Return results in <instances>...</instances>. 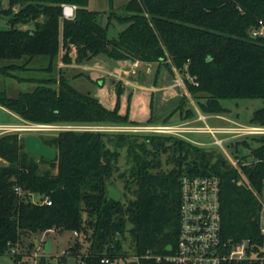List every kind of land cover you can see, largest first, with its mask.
Wrapping results in <instances>:
<instances>
[{
  "label": "trees",
  "instance_id": "1",
  "mask_svg": "<svg viewBox=\"0 0 264 264\" xmlns=\"http://www.w3.org/2000/svg\"><path fill=\"white\" fill-rule=\"evenodd\" d=\"M63 4L75 5L73 19L62 16ZM15 5L19 10L10 16L11 27L0 29V59L26 56L30 61L44 55L49 57L46 70L50 71L61 47V60L72 61L69 52L74 46L76 63L103 56L110 61L164 64L171 73L183 74L188 92L204 114L226 111L220 104L222 98L264 97V33L251 34L260 20L264 26V0H127L121 14L115 9L107 12L106 26L101 19L106 12L90 10L88 0H9V8L0 14L8 15ZM112 21L126 26L108 37L106 30ZM30 24L33 29L27 28ZM87 78L98 87L104 83V79L93 80L89 74ZM70 80L61 71L58 78L37 79L33 90L15 97L0 90V105L37 124H142L130 116L131 91L125 109H120L124 94L121 81L116 82L114 104L109 107L95 91L82 92ZM175 111L181 119L196 115L185 95ZM150 121L151 116L144 123ZM250 124L264 125V107L255 111ZM128 134L61 129L39 136L56 152L54 159H46L28 153L18 131L1 133L0 255L10 253L23 235L56 229L89 235L87 253H80L78 242L69 248L70 256L81 255L84 264H164L140 256L147 250L167 253L166 245H175L179 179L184 174L218 175L223 236L232 241L256 237L261 205L255 192L264 194V134L253 137L256 146L247 139L233 144L235 151L239 145L249 149L250 160L239 158L237 167L221 151H203L172 134H140L144 143L158 147L164 141L171 142L178 152L176 166L168 172H152V163L135 158L133 197L122 192L119 200H113L107 196L106 187L114 184L112 175L120 152L116 148L113 155L110 145L115 135ZM39 160L55 171L39 170ZM239 174L244 175L245 182L238 183ZM32 194L39 195L40 200L33 201ZM44 198L51 203L43 202ZM126 234L133 254L140 257L138 261H116L125 257L117 249L119 237L123 239ZM12 256L15 264L22 261L20 254ZM102 256L110 261L101 262ZM68 257L60 255L57 264H70ZM40 260L48 264L44 255Z\"/></svg>",
  "mask_w": 264,
  "mask_h": 264
},
{
  "label": "rangeland",
  "instance_id": "2",
  "mask_svg": "<svg viewBox=\"0 0 264 264\" xmlns=\"http://www.w3.org/2000/svg\"><path fill=\"white\" fill-rule=\"evenodd\" d=\"M7 8H9V0H0V10ZM18 10L19 6L15 5L8 15L0 14V29L11 27L9 21L10 16ZM122 10V7L115 8L118 14H121ZM103 16L101 19L103 25L106 26L108 18L107 12L104 13ZM125 26L126 23L121 24L116 21L110 22L106 30L107 36H116ZM63 54L64 49L61 47L57 57L51 64L50 71L41 68L47 66L50 62L49 57L44 55L35 56L30 61H27L26 56L18 59H0V90H4L9 96L15 97L20 92L33 90L38 84L37 79L58 78L61 71L65 76L72 78L70 83L76 89L82 92H86L87 90L95 91L98 97L106 104L110 97L115 98L117 81L123 83L124 93L126 87L131 89V92L134 90V87L129 83H125L123 79L118 78L113 73L106 72L107 68H111L107 64V61H110L109 59L103 56H97L89 62L76 63L74 61L76 54V48L74 46L71 47L69 52L72 58L70 63H65L61 60ZM60 61L69 65L64 66ZM83 65H86V67ZM158 65L157 63H153L148 70L149 72H146L147 70L145 67L136 66L134 72H130L126 77L128 80H137L150 87L149 90L147 89L148 92L146 93L148 96L150 95L147 103L148 107L146 109L147 118L151 116L150 122L144 123L147 118H144L142 114L137 115L139 121L142 123L138 125L84 126L73 124H49L41 127L22 120L18 125L20 129L12 131H18L22 137L29 133H35L38 136L53 135L61 129H100L107 132L131 133L126 136L115 135L110 145L113 155H115L116 148H119L120 152L116 161L117 167H115L112 175L114 179L113 185L121 191L120 198L122 197V192L125 193V197L132 198L134 195L135 184L131 182V173L135 169V158L143 163H152L153 167L149 169L152 172H168L176 166L178 152L177 148L173 146L171 142L164 141L165 146L158 147L152 142L144 143L145 139L142 138L140 134H172L177 138L199 145L202 147L203 151H221L224 157L226 159L228 158L229 162L234 167L239 166V158L243 157L244 160L249 161V149L239 145L237 146V151H235L233 144H235L237 140L247 139L252 146L257 145L253 137L255 135H260V133L247 132L238 128L247 129V127L252 126L250 120L257 109L264 107V97L222 98L220 99V104L227 109L226 111L216 115L204 114L198 109L196 101L192 99L191 94L188 92L183 74L178 71L171 73L166 69L164 64ZM88 74L93 80L104 79L102 87H98L96 84L90 82L87 78ZM121 75L125 76L123 73ZM184 95L189 98L190 105L195 109L196 115L194 118L181 119L179 113L175 111V108L179 105ZM151 102L152 106L150 107ZM184 105L188 106V103ZM182 111L185 112V109L183 108ZM224 135H230L232 137L227 140L224 139ZM216 137L222 139L221 144L217 142ZM200 141L205 143L201 144ZM231 161H235V164ZM38 167L39 170L55 171V168L41 160L38 162ZM244 179V175L239 174L238 183L245 182ZM127 185H129V188L126 187ZM30 197L33 201L40 200L39 195L36 194H32ZM260 198L263 200L264 194L260 195ZM85 216L86 214L84 212V217ZM119 239H121V241L117 252L123 253L125 257L117 258L116 261L124 263L132 260L134 254L129 235L126 234L123 239L120 236ZM36 241L38 242L37 245ZM47 241H50L52 244L48 253H46L43 248V245H45ZM32 242H34V245H31ZM76 242L79 243V251L81 254L88 252V245L90 243L89 235L82 232H77V234H75L70 230L50 229L42 233L23 235L20 243L14 246L15 252L10 250V253L0 255V264H15L12 256L14 253L20 254L22 258V261L18 264L30 262V259L39 260L42 255L45 256L48 264H57L58 257L62 250L68 251L66 255L69 256L68 261L70 264H84L81 260V255L77 258L70 256L71 251L69 248L74 247Z\"/></svg>",
  "mask_w": 264,
  "mask_h": 264
},
{
  "label": "built area",
  "instance_id": "3",
  "mask_svg": "<svg viewBox=\"0 0 264 264\" xmlns=\"http://www.w3.org/2000/svg\"><path fill=\"white\" fill-rule=\"evenodd\" d=\"M62 16L73 19L75 6L62 5ZM264 33L262 21L259 26L252 29V35ZM47 126L49 124H37ZM18 125H0L1 132L19 130ZM247 132L264 134V125H252L238 128ZM215 136V135H214ZM221 144L222 139L216 137ZM235 164V161H231ZM245 181V179H244ZM19 192V188H16ZM179 229L175 245L167 253H153L147 250L141 258L154 259L164 264H264V199L260 194L256 196L261 205L259 215V231L254 238H243L232 241L225 238L221 229L220 214V178L216 174L188 175L184 174L179 179ZM43 202L50 204L48 198ZM77 234L76 231H74ZM15 252V248H12ZM68 251L62 250L61 254ZM133 255L134 261L140 259ZM39 260L30 259L29 264H36ZM100 261L108 263L109 257L102 256Z\"/></svg>",
  "mask_w": 264,
  "mask_h": 264
},
{
  "label": "crops",
  "instance_id": "4",
  "mask_svg": "<svg viewBox=\"0 0 264 264\" xmlns=\"http://www.w3.org/2000/svg\"><path fill=\"white\" fill-rule=\"evenodd\" d=\"M126 1L127 0H88V8L90 10H94V11L108 12L109 10L115 9L116 7H122ZM60 63L64 64L62 61H60ZM107 64L111 67V68L106 69L107 73H111V74L113 73L118 78L123 79L125 83H129L131 86L134 87V90L132 91L133 94L131 97L130 116L133 119L139 120L137 115L142 114V116L144 118H147L148 115L146 114V109L148 107L147 103L149 101L148 98L150 97V95L148 96L146 93L148 92L147 89L149 90L150 87L146 86L145 84H142V82H139L137 80H132V79L128 80L126 77H127V74H129L130 72H134V68L136 66L145 67L147 70L146 72H149L148 70L151 68L153 63H151V62L145 63V62H141V61H137V60L136 61L118 60V61H107ZM65 65H69V64H64V66ZM84 67H86V65ZM41 68L46 69V66L41 67ZM122 73L125 74V76H122L121 75ZM144 73H145V71H144ZM135 88H137V89H135ZM143 88H145V89H143ZM129 91H131V89H128L126 87L125 93L121 96V106H120L121 111H123L126 107V97H127V94ZM114 100H115V98L110 97L109 101L107 103V106L112 107V105L114 104ZM22 120L23 119L19 115H17L13 111L7 109L6 107L0 105V125H19L21 123L20 121H22ZM28 123H30V122H28ZM199 132H201V131H199ZM1 133H3V132L0 131V134ZM193 136H195V135H193ZM231 137L232 136H230V135H224V139H227V140ZM204 143L205 142H201V144H204ZM44 246L45 245H43V248H44ZM51 247H52V244L50 242V249H51ZM50 249H49V251H50ZM46 253H48V252H46Z\"/></svg>",
  "mask_w": 264,
  "mask_h": 264
},
{
  "label": "water",
  "instance_id": "5",
  "mask_svg": "<svg viewBox=\"0 0 264 264\" xmlns=\"http://www.w3.org/2000/svg\"><path fill=\"white\" fill-rule=\"evenodd\" d=\"M27 28L33 29L34 25L30 24ZM23 143L25 145V150L33 155L44 157L46 159H54L56 156V152L53 148L45 145L40 137L35 133L26 134L23 137ZM107 196L113 200H119L121 196V191L114 185L109 184L106 187ZM38 242H36V245ZM50 249V242L47 241L44 246V251L48 252ZM171 249V244L166 245V250ZM36 264H45V261L40 260Z\"/></svg>",
  "mask_w": 264,
  "mask_h": 264
}]
</instances>
